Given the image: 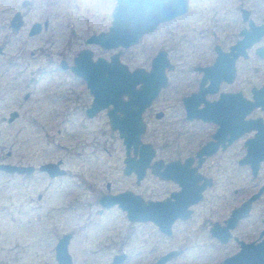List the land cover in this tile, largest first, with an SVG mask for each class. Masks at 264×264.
Returning <instances> with one entry per match:
<instances>
[{
  "label": "rangeland",
  "instance_id": "1",
  "mask_svg": "<svg viewBox=\"0 0 264 264\" xmlns=\"http://www.w3.org/2000/svg\"><path fill=\"white\" fill-rule=\"evenodd\" d=\"M17 1L21 7V0ZM30 1L32 7L24 29L13 33L8 20L17 6L12 4L14 0H0V42L11 40L0 63L13 60L19 68L14 69L18 74L3 80V103L9 106L3 113L15 108L17 102L23 104L16 120L2 125V153L6 157L5 153L10 149L13 156L5 160L14 161L17 154L24 158V163L33 164L62 159L68 174L50 179L41 173L32 178L0 173V264H59L55 246L64 233H72L68 245L72 264H111L112 257L121 253L127 255L121 264H153L160 255L172 249H182V253L165 264H220L224 257L237 252L236 241L220 244L210 237L208 229L212 221L229 215L230 209L238 204L235 202L241 191L248 194L264 182V166L256 178L247 168H238L236 161L242 150H228L224 158L219 155L220 160L211 169L208 163V170L216 177L215 185L195 208L193 217L176 222L172 235L168 236L152 222H130L120 208H102L98 203V196L108 192L107 182L113 192L144 189L147 194H165L173 187L159 184L151 176L138 187L134 177L123 174L124 146L118 135L109 129L104 113L91 119L82 113L77 117L78 125L68 128L69 134L58 133L62 126L56 117H41L44 121L51 119L49 138L41 130L31 127L26 114L29 102H23L22 97L32 87L27 86L24 77L31 68L48 60L57 61L61 56L71 60L79 49L87 47L86 37L107 31L116 0L114 4L111 0ZM44 18L49 19L48 31L28 36L29 25ZM171 25L166 27L173 28ZM187 28L183 26L179 32L189 34L184 32ZM161 30L125 51L122 60L130 62L131 66L148 64L161 48H167L171 55L172 42ZM91 49L96 54H108L96 46ZM32 51L35 53L31 54ZM38 80L40 85L53 84L48 75L39 76ZM9 85L13 86L12 94L7 90ZM67 88L65 85L59 88L62 99L65 94L69 95ZM159 123L152 118L150 130ZM148 135L146 141L162 142L155 133ZM201 136L204 135L199 134L196 139L200 140ZM104 147L111 151L110 155ZM169 150L164 154L172 156L173 151ZM39 193L41 199L37 197ZM263 212L264 197L255 203L250 216L235 234L248 240L257 236L262 228Z\"/></svg>",
  "mask_w": 264,
  "mask_h": 264
},
{
  "label": "flooded vegetation",
  "instance_id": "2",
  "mask_svg": "<svg viewBox=\"0 0 264 264\" xmlns=\"http://www.w3.org/2000/svg\"><path fill=\"white\" fill-rule=\"evenodd\" d=\"M17 2V0H14V3H12L17 7L8 20L9 27L13 33L24 29L27 16L32 7L30 0H21V7L18 6ZM111 3L114 4V0H111ZM113 12L114 9L112 10V14ZM18 13L22 17V24L16 29L14 27L16 22L13 21V18ZM44 21H47V28L43 26ZM35 22L42 24V27L37 34L30 35L29 32ZM201 23L205 25L200 26ZM49 24L48 18H44L42 21H33L29 25L28 36L34 37L40 35L42 32H47ZM170 24H172L173 28L166 27ZM182 25L185 28L188 27L187 31L185 30L184 32H188L189 34L179 32L180 28L183 27ZM162 28L163 30H161ZM160 30L161 33L166 32L169 41L172 42V54L170 55V51L167 48H161L151 57L149 63H146L147 66L146 64L131 66L130 62L122 60L123 53L136 44L127 48L104 49L98 44H89L87 42L92 34H97L92 33L85 38L87 47L79 49L71 60L67 61L65 57L61 56L57 61L48 60L36 68H31L30 72L24 77V81L32 89L25 92L22 99L25 103L29 102L26 107V114H28L31 127L33 126L37 131L41 130L47 138H49L47 133L51 126V119L44 121L40 119L41 117L45 119L50 116L56 117L59 125L62 126V129H58V133L63 131L65 134H69L68 128L73 129L74 125H78L77 117H80L82 113L87 119L95 118L99 114L104 113L109 124V129L120 138L119 130L112 127L111 119L108 115V112L115 111V107L112 104L98 111L94 116H88L87 111L93 105L94 95L90 92L86 81L73 70L75 66L74 58L80 51L89 50L91 51L92 61H96L101 57L111 65V57L118 54L120 64L118 65L122 69H127L130 73L140 68L148 73L152 69L153 58L159 52H165L168 62L165 68H163V72L162 70L160 71L161 68L155 72L156 84L159 85L156 95L126 94V88L123 87V93H119L115 97L119 101L118 106L121 110L123 109V111L129 113L138 109L141 110V121L144 127V131L140 136L141 143L151 145L154 156L150 160V165L155 164L156 169L158 168V172L162 176L154 174L152 167H148L145 170L144 177L140 180H137L134 172L125 174L124 168L126 166L125 159L127 158V153L123 139L120 138L124 146L123 174L134 177L135 184L138 187L150 176L159 182V184H170L173 186L172 188H168L165 194H152L151 192L147 194L148 192L144 189L137 192L130 189L121 192L129 191L137 195L145 203L148 201L175 202L176 198L174 195L183 194L184 192L183 195H180L182 197L177 198V203L179 207H185V210L190 212V215L186 219H176L172 225L173 233L174 224L178 221L182 222L191 219L195 208L207 198V191L215 185L216 177L211 174L207 165L209 163L210 169L212 166H215L216 161L220 160L219 155L222 156L221 158H224L228 150L238 148L239 151L242 150L241 155L239 158L237 157L236 161L238 168H247L250 175L254 178L258 177L263 169L264 160L258 162V157L264 151V0H187V9L184 13L161 22L152 32L144 34L139 42ZM101 32L106 31L98 33ZM10 42L11 40L0 42V57L5 55L6 46ZM91 46L106 50L108 54H96L91 49ZM34 53L33 51L31 52V54ZM16 66L13 60L0 63V164L29 166L31 170L30 173H6L0 170V173L27 178H32L36 173L44 174L50 179L65 176L68 174V170L65 168L62 159L33 164L31 162L24 163V158L15 154L17 158L14 161H7L5 160L6 157L13 156L10 149L6 151V157H3L2 125L4 123H13L19 117L21 113L19 110L23 107L22 103L17 102L15 108L3 113L4 108L9 107L3 103L5 90L3 80L6 76L18 74L14 70L19 69ZM111 67L114 69L116 66L112 64ZM117 74L119 75L117 77L114 74H110L111 79L114 80L116 78L119 81L123 73L117 72ZM42 75H48V80L53 84L50 85L47 82L46 85H40L38 77ZM163 76L165 81L162 84L161 80ZM110 81L112 85L108 86V89L113 90L115 84L114 81ZM64 85L68 86L67 91L69 95L65 94V98L62 99L59 95V88ZM144 86L145 84L139 83L136 85V90H140ZM152 86L156 87L155 82L150 84V89ZM12 87V85L7 87V90L11 94L13 92ZM84 96L86 99H83ZM147 100L149 101L146 103L145 101ZM71 102L73 103L72 106L70 105ZM13 113H16V115ZM12 114L14 115V119L9 121L8 119ZM116 114L120 118L123 116L120 112H116ZM152 118L160 121L153 131L150 130ZM165 118H169L170 120L164 121ZM169 125L172 126L168 128L167 126ZM151 132L155 133L159 139L161 137L162 142L158 143V141L154 143L146 141L145 138ZM199 134L204 135L200 137V140L196 139ZM196 142L197 144L195 145ZM249 145L259 150L251 160H255L258 163L256 174L253 173L250 163H242V161L246 160ZM203 148H206V151L201 157H198V153ZM104 149L109 155L111 154L108 148L104 147ZM169 149L173 151V153L171 152L172 156L164 154ZM42 152H45V147H42ZM159 153L163 155L160 156ZM129 157L138 159L139 154L135 155L133 148H130ZM47 163L58 164V167L64 170V173L50 176L47 172L40 169L42 165ZM167 166H170V168ZM172 173L181 182L171 178H163L164 174L170 175ZM263 186L264 182L257 185L256 189L248 194L241 191L238 194V200L235 202L238 204H235L236 206L230 209L229 215L221 220H214L210 223L208 229L210 237L220 244H226L221 243L220 240L211 234L212 226L225 227L228 219L231 218L233 210L240 207L252 195L257 194ZM193 187L199 189L197 195H195ZM106 189L108 192L101 193L97 198L99 204L102 195L121 193L111 191L109 182L106 183ZM37 197L41 199L42 195L39 193ZM263 197L264 190L250 204L248 214L240 218L233 228L227 229L230 236L228 242L236 241L239 249V241L257 244L264 238V235H262L264 230V212L261 219L262 228L257 236H253V238L248 240L235 234L243 221L250 216L255 203ZM74 202L75 204L77 203L76 201ZM113 207L120 208L118 205L110 208ZM70 208V210H73V207L70 206ZM135 222L137 223V221ZM172 233L168 236H171ZM172 250L180 251L179 255L182 253V249ZM232 255L224 257L220 264H222L225 258ZM112 262L113 259L111 260V264H113Z\"/></svg>",
  "mask_w": 264,
  "mask_h": 264
},
{
  "label": "water",
  "instance_id": "3",
  "mask_svg": "<svg viewBox=\"0 0 264 264\" xmlns=\"http://www.w3.org/2000/svg\"><path fill=\"white\" fill-rule=\"evenodd\" d=\"M187 9V0H116L114 12L112 14L111 24L106 32L92 34L88 38L89 44H98L104 49L110 48H127L131 45L137 44L144 34L152 32L158 24L170 20L177 15L184 13ZM20 13L16 14L13 21L16 22L14 27L18 29L22 24ZM44 28H47V21H44ZM42 24L35 22L32 25L30 35L37 34L40 31ZM111 65L116 66L112 69L103 58L99 57L96 61H92L91 51L82 50L74 58L75 66L73 70L82 77L86 83L90 92L94 95V101L92 107L87 111L88 116H94L98 111L106 108L109 104L115 107V111L108 112L111 119V125L114 129L119 130L120 138L123 139V143L126 147L127 158L125 159L124 173L130 174L134 172L137 176V180L144 177L145 170L148 167H152L154 174L161 175L156 169L155 164L150 165V160L154 156V151L149 144L141 143L140 136L144 131V127L141 121V110H136L131 113L121 110L119 101L116 99V95L123 93V87L126 88V94H147V96H154L158 90L156 84L155 72L165 68L168 60L165 56V52H159L152 60L153 66L150 72L146 73L142 69H136L133 72H128L127 69H122L119 66L118 54H115L110 59ZM119 64V65H118ZM118 66V67H117ZM117 72H122V78L117 81L111 79L110 74H114L115 77L119 76ZM114 81L115 88L109 90L108 86L112 85ZM165 81L162 77L161 83ZM123 82V84H121ZM155 82V86L150 89V84ZM139 83L145 84L144 88L136 90V85ZM130 90V91H128ZM149 100L145 101L146 103ZM143 109V108H142ZM116 112H120L123 116L118 117ZM135 112V113H134ZM16 115V113H13ZM8 119L9 121L14 119V115ZM130 148H133L135 155L139 154V158L129 157ZM206 151L203 148L198 157ZM259 150L252 148L249 145L246 160L242 163H250L252 171L256 174L258 169L257 161H251L256 156ZM139 152V153H138ZM258 162L264 160V151L262 155L258 157ZM248 159V160H247ZM170 168V166H167ZM42 171L47 172L50 176L61 175L64 170L58 167V164L47 163L40 167ZM0 170L6 173H30L31 167L29 166H12L9 164H0ZM171 171V170H170ZM166 173V172H165ZM162 176V175H161ZM163 178L174 179L181 182L180 179L172 174H164ZM195 195L199 192L197 187H193ZM264 190V186L257 194L252 195L245 203L240 207L233 210L231 218L228 219L225 227L219 228L217 225L212 226L211 234L215 236L221 243H227L229 239L228 228H233L236 222L245 217L249 210L250 204L257 199L260 193ZM184 194V192H183ZM182 193L174 195L175 202L163 201V202H147L145 203L137 195L126 191L116 195L105 194L102 195L99 202L101 206L110 208L114 205H118L121 210L126 212L127 218L130 221L137 222H152L158 229L167 235L172 233V225L176 219H186L189 217L190 212L185 210V207H179L177 198L182 197ZM197 200V199H195ZM264 235V230L262 232ZM72 234L65 233L59 238L55 246V257L59 264H71L72 258L68 252L69 241ZM239 251L223 260L222 264H264V238L259 243L254 242L245 243L239 241ZM180 251H168L161 255L154 264H165L175 256H178ZM127 255L125 253L115 254L113 256V264H120Z\"/></svg>",
  "mask_w": 264,
  "mask_h": 264
}]
</instances>
